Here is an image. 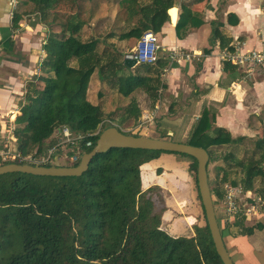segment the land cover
I'll return each instance as SVG.
<instances>
[{"label": "trees", "instance_id": "obj_1", "mask_svg": "<svg viewBox=\"0 0 264 264\" xmlns=\"http://www.w3.org/2000/svg\"><path fill=\"white\" fill-rule=\"evenodd\" d=\"M26 1L34 4L40 21L51 27L53 20L48 17L52 10L58 12L61 0ZM174 2L150 0L142 4L140 0H118L125 9L127 27L110 36L120 40L140 39L147 31L159 32L168 21L167 9ZM168 12L171 19L175 17V7ZM20 17L14 15L13 19L17 22ZM202 23L182 6L175 24L177 37L189 26ZM83 24L73 13L61 25L60 32L49 28L43 73L37 82L27 84L25 103L14 120L17 149L24 155H41L46 140L64 126L73 133L84 134L98 129L104 115L98 104L86 98V90L95 70L104 79L105 65L114 74L108 82L122 95L129 96L141 87L153 102L157 98L160 72L167 59L138 64L137 73L120 75L128 63L124 59L119 63L113 50L98 53L96 39L81 40L78 33ZM219 38L224 46L227 42L221 35ZM228 66L235 67L224 61V69ZM139 113L136 101L131 100L123 116L136 119ZM214 119L215 113L204 109L186 143L206 149L209 159L214 157V147L233 146L221 154L227 167L222 169L220 181L264 195V124L253 147L239 156L243 137H232L225 128L214 126ZM109 126V122H103L102 130ZM97 138L98 134L86 136L91 145H81L82 154L94 147ZM165 153L187 158L188 168L195 176L197 162L190 155L127 147H112L96 154L88 169L78 176L17 171L0 174V264H223L201 203L202 221L193 224L192 235L173 236L161 227L163 209L158 208L155 199H160L161 189L159 185L143 188L141 174L144 165ZM161 170L162 167L157 168ZM196 193L200 200L197 184ZM211 193L220 198L222 187H212ZM218 223L223 236L226 225L220 219ZM235 224L240 232L250 234L254 229L264 228V219L253 226H244L240 218Z\"/></svg>", "mask_w": 264, "mask_h": 264}, {"label": "crops", "instance_id": "obj_2", "mask_svg": "<svg viewBox=\"0 0 264 264\" xmlns=\"http://www.w3.org/2000/svg\"><path fill=\"white\" fill-rule=\"evenodd\" d=\"M30 3L0 0V143L7 139L11 145L16 142L14 120L25 103L27 84L38 81L47 56L44 44L49 27L40 21L35 9L29 10ZM182 6L203 23L189 26L177 37L175 24ZM173 7L176 14L171 19L168 10ZM170 8L167 9L168 21L156 33L161 45L158 58H166L168 62L160 72L156 100L153 102L141 87L124 96L100 77L93 80V73L86 98L100 106L106 122L124 132L151 137L185 136L183 130L191 132L202 111L208 109L215 113L214 126L225 128L232 137H243L241 143L253 145L264 124V67L251 75L235 65L224 69L221 55L225 49L230 50L228 47L248 50L264 46V0H175ZM14 15H21L17 22ZM219 35L227 42L224 46L220 45ZM177 50L190 53L192 57L171 61L169 56ZM125 62L130 64L132 60ZM137 65L135 62L124 67L120 75L137 73ZM131 100L136 101L140 111L136 119L123 116ZM155 107L154 121L140 127L143 114ZM60 134L61 129H57L46 140L45 149L54 144ZM177 157L165 153L149 161L141 174L143 188L155 184L157 168L164 167L163 158ZM237 219L240 218L225 224L222 236L234 264H264V228L244 234L234 225ZM241 219L244 226H253L263 221L264 209Z\"/></svg>", "mask_w": 264, "mask_h": 264}, {"label": "rangeland", "instance_id": "obj_3", "mask_svg": "<svg viewBox=\"0 0 264 264\" xmlns=\"http://www.w3.org/2000/svg\"><path fill=\"white\" fill-rule=\"evenodd\" d=\"M148 0H140L141 3ZM30 11H34L33 3L28 6ZM58 12H50L49 19L53 20L50 30L60 32L61 25L69 19L73 13L77 14V19L82 20L84 24L78 33V36L83 41L96 39L98 41L97 51L100 53L103 49L114 51L117 60L120 61L126 58V55H132L139 39H125L120 40L116 36H110V33L119 34L126 29L127 23L125 20V9L121 8L118 0H61ZM39 16V13L37 14ZM175 18V17H174ZM173 18V19H174ZM75 62H72L74 64ZM106 63V62H104ZM103 68L104 79L101 81L108 82V78L112 76L110 67L105 65ZM94 72H96L94 74ZM93 72V80L99 78L98 71ZM114 75V74H113ZM184 135L179 134L166 138H171L174 141L183 139L185 142L189 139V129H185ZM5 147L17 150V144L12 145L4 139L0 143V148ZM239 156H242L245 150L253 147L249 143H242L239 145ZM214 157L208 160L207 174L210 187L221 186L220 181L223 175V168L227 165L221 160V154L224 150H231L233 146L223 145L221 147L213 148ZM189 160L184 157L163 158V169L161 172L156 171L155 184L160 187V199L158 201V208L163 209L161 226L164 230L174 236L192 235L193 224L202 221L200 200L196 193L195 176L188 168ZM1 164V163H0ZM145 165L143 166V169ZM144 181L146 182V172L144 171Z\"/></svg>", "mask_w": 264, "mask_h": 264}, {"label": "built area", "instance_id": "obj_4", "mask_svg": "<svg viewBox=\"0 0 264 264\" xmlns=\"http://www.w3.org/2000/svg\"><path fill=\"white\" fill-rule=\"evenodd\" d=\"M161 49L156 33L147 31L138 40L133 56L138 64H153L158 59V52ZM222 59L229 62L239 69H243L245 74L251 75L257 69L264 67V46L259 49L243 50L237 47L233 50L225 49L222 52ZM192 54L184 51H173L169 56L170 60L190 59ZM157 108L143 114L139 124L142 127L145 123L154 121ZM102 121L98 129L92 133H73L68 127L61 128V134L56 142L48 146L41 155L34 153L22 154L20 151L5 147L0 150V162L10 161L15 163H27L32 165H44L51 163L52 166L74 165L81 157V145L90 146L91 140L86 139L88 135L98 134L102 131ZM223 194L220 198L212 195L213 205L217 219L221 220L222 225L229 223L234 218L250 217L264 209V195L252 189H245L240 185L223 183Z\"/></svg>", "mask_w": 264, "mask_h": 264}, {"label": "water", "instance_id": "obj_5", "mask_svg": "<svg viewBox=\"0 0 264 264\" xmlns=\"http://www.w3.org/2000/svg\"><path fill=\"white\" fill-rule=\"evenodd\" d=\"M128 59L132 60V63L128 65L135 64L133 55H126L125 61ZM112 147L170 151L184 153L194 157L197 162L195 173L197 189L215 250L223 264H234L224 243L215 213L207 174L209 154L203 147L191 145L186 142L174 141L165 137L128 134L115 125H111L99 133L94 147L89 152L83 153L76 165L45 166L10 162L0 164V174L17 171L36 175L78 176L88 169L90 162L96 154L105 152Z\"/></svg>", "mask_w": 264, "mask_h": 264}]
</instances>
